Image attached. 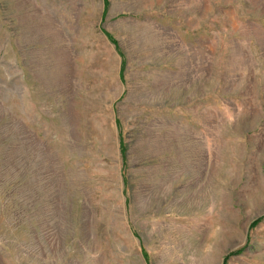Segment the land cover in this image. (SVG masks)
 Here are the masks:
<instances>
[{
  "label": "rangeland",
  "instance_id": "rangeland-1",
  "mask_svg": "<svg viewBox=\"0 0 264 264\" xmlns=\"http://www.w3.org/2000/svg\"><path fill=\"white\" fill-rule=\"evenodd\" d=\"M0 264H264V0H0Z\"/></svg>",
  "mask_w": 264,
  "mask_h": 264
}]
</instances>
